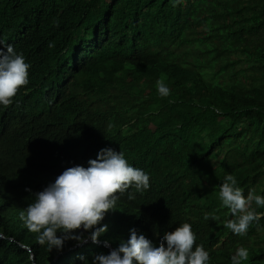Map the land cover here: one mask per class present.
<instances>
[{
    "label": "trees",
    "instance_id": "1",
    "mask_svg": "<svg viewBox=\"0 0 264 264\" xmlns=\"http://www.w3.org/2000/svg\"><path fill=\"white\" fill-rule=\"evenodd\" d=\"M4 43L30 65L27 95L55 93L63 137L34 147L24 106H0V264H83L130 228L155 242L183 222L209 264H231L239 246L242 264H264V206L252 201L259 219L234 234L218 196L226 174L246 196L264 195V0H0ZM106 146L146 171L149 188L117 193L97 242L49 251L20 219L26 189Z\"/></svg>",
    "mask_w": 264,
    "mask_h": 264
},
{
    "label": "clouds",
    "instance_id": "2",
    "mask_svg": "<svg viewBox=\"0 0 264 264\" xmlns=\"http://www.w3.org/2000/svg\"><path fill=\"white\" fill-rule=\"evenodd\" d=\"M175 2L177 0H173ZM7 44L0 46V106L13 107L18 103L24 106L23 131L34 147L44 135L63 137L52 118L56 113L55 93L46 88L27 95L25 87L29 84L30 65L22 54ZM156 89L161 96L170 92L162 79H157ZM22 92H25L23 97ZM149 186L146 171L130 164L123 152L106 146L98 150L96 158H89L86 167L80 164L66 167L41 190L26 189L33 199L19 216L29 231L37 233L40 244L49 251H61L68 240L77 244L88 239L97 242L108 229L101 221L109 210L116 209L117 193L129 188L142 192ZM218 196L233 217L227 220L225 227L234 234H245L250 223L259 219L260 213L250 207L252 201L258 207L264 206V195L249 192L246 196L231 174L224 176ZM129 233L126 240H121L108 252L96 253L91 261L82 257L83 264H209V252L203 245L195 244L194 247L196 235L188 222L164 231L155 242L148 233H138L136 228H130ZM105 246H109L107 240ZM248 255L246 247H237L230 255L231 264H242Z\"/></svg>",
    "mask_w": 264,
    "mask_h": 264
},
{
    "label": "bare ground",
    "instance_id": "3",
    "mask_svg": "<svg viewBox=\"0 0 264 264\" xmlns=\"http://www.w3.org/2000/svg\"><path fill=\"white\" fill-rule=\"evenodd\" d=\"M106 46H107V45H106ZM104 69H105V68H104ZM97 70H98V69H97ZM66 73H67V72H66ZM130 74H131V73H130ZM117 78H118V77H117ZM118 80H119V78H118ZM127 81H128V80H127ZM116 82H117V81H116ZM135 84H136V83H135ZM115 85H116V84H115ZM129 86H130V85H129ZM131 86H132V85H131ZM133 86H134V85H133ZM133 86H132V87H133ZM136 86H137V85H136ZM136 86H135V87H136ZM125 88H126V86H125ZM130 90H131V89H130ZM128 95H129V94H128ZM133 96H134V95H133ZM123 99H126V98H123ZM124 101H125V100H124ZM122 103H123V102H122ZM113 104H114V103H113ZM114 109H115V108H114ZM104 121H105V120H104ZM104 123H105V122H104ZM112 137H113V136H112Z\"/></svg>",
    "mask_w": 264,
    "mask_h": 264
},
{
    "label": "water",
    "instance_id": "4",
    "mask_svg": "<svg viewBox=\"0 0 264 264\" xmlns=\"http://www.w3.org/2000/svg\"><path fill=\"white\" fill-rule=\"evenodd\" d=\"M104 244H105V242H104ZM108 248L110 249V248H111V246L109 245V246H108ZM32 258H33V257H32Z\"/></svg>",
    "mask_w": 264,
    "mask_h": 264
}]
</instances>
